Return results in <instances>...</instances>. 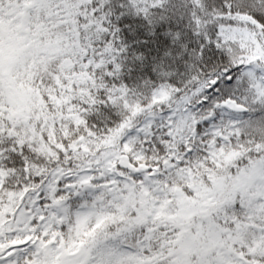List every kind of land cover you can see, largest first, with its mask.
<instances>
[{
    "label": "snow or ice",
    "instance_id": "obj_1",
    "mask_svg": "<svg viewBox=\"0 0 264 264\" xmlns=\"http://www.w3.org/2000/svg\"><path fill=\"white\" fill-rule=\"evenodd\" d=\"M0 264H264V0H0Z\"/></svg>",
    "mask_w": 264,
    "mask_h": 264
}]
</instances>
